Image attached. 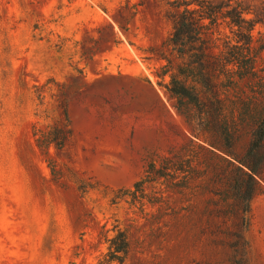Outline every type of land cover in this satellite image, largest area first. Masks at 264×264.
<instances>
[{
	"label": "rangeland",
	"instance_id": "1",
	"mask_svg": "<svg viewBox=\"0 0 264 264\" xmlns=\"http://www.w3.org/2000/svg\"><path fill=\"white\" fill-rule=\"evenodd\" d=\"M125 1L0 0V264H97L118 230L129 252L111 264H264V169L246 216L205 167L187 189L145 182L141 203L125 194L192 139L156 76L165 61L149 52L170 22L145 4L124 33L112 15ZM109 22L117 42L95 45ZM63 98L71 138L46 154L33 126L53 124Z\"/></svg>",
	"mask_w": 264,
	"mask_h": 264
},
{
	"label": "trees",
	"instance_id": "2",
	"mask_svg": "<svg viewBox=\"0 0 264 264\" xmlns=\"http://www.w3.org/2000/svg\"><path fill=\"white\" fill-rule=\"evenodd\" d=\"M150 3L162 8L171 25L161 45L149 50L165 61L156 76L168 77L163 87L189 125L192 139L182 153L162 157L158 164L149 162L145 178L125 194L141 203L145 182L187 189L205 167L213 170L211 182L222 189L223 202H234L246 216L252 198L263 191L257 176L264 169V5L254 8L243 0H126L112 19L127 33L138 6ZM103 28L110 36L98 38L95 45L117 42L113 24ZM96 49L82 54L91 59ZM66 103V98L58 100L60 116L53 124L33 126L35 145L46 154L51 147L63 150L70 141ZM108 243L97 264L122 263L129 252L127 233L118 230Z\"/></svg>",
	"mask_w": 264,
	"mask_h": 264
}]
</instances>
